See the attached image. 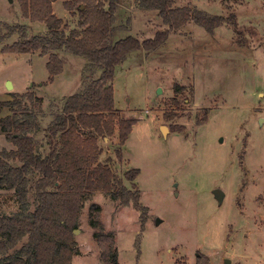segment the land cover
<instances>
[{
	"label": "rangeland",
	"instance_id": "rangeland-1",
	"mask_svg": "<svg viewBox=\"0 0 264 264\" xmlns=\"http://www.w3.org/2000/svg\"><path fill=\"white\" fill-rule=\"evenodd\" d=\"M174 6L216 15L232 11L242 36L227 26L209 35L188 24L153 53L132 52L115 68L117 115L136 123L120 160L116 134L99 146L128 188L123 175L139 171L134 184L147 211L142 221L131 204L95 193L73 231L72 264H102L98 233L113 234L118 264H196L200 256L209 264H264V0H174ZM53 13L67 28L74 22L61 1L53 4ZM0 23L25 25L29 36L46 32L43 24L22 17L16 0H0ZM160 29L154 12L117 0L105 44L151 38ZM58 56L63 70L48 83L46 57L0 54V102L28 90L42 100L35 136L40 146L42 129L60 112L63 99L97 76L82 57L63 51ZM175 84L183 87L178 93ZM8 114L0 108V117ZM11 148L0 132V150ZM13 200L0 193V210H17ZM93 205L99 207L95 228L89 224Z\"/></svg>",
	"mask_w": 264,
	"mask_h": 264
},
{
	"label": "trees",
	"instance_id": "trees-1",
	"mask_svg": "<svg viewBox=\"0 0 264 264\" xmlns=\"http://www.w3.org/2000/svg\"><path fill=\"white\" fill-rule=\"evenodd\" d=\"M22 17L40 23L45 34L29 36L25 25L0 23V54L46 57L47 82L63 70L59 52L82 57L97 76L83 89L63 99L60 112L42 129L44 144L36 141L42 114L41 98L33 91L11 93V100L0 102L9 114L0 117V132L11 149L0 150V193H10L17 210H0V264H72L75 254L73 231L85 201L103 193L122 206L132 207L145 218L146 208L139 203L134 180L139 171L123 175L129 188L116 173L113 160L102 158L99 146L117 135L115 157L120 160L135 119L117 115L113 99L115 68L135 51L150 54L188 24L211 35L227 26L238 38L236 15L209 14L187 6H174V0H133L136 6L155 13L162 29L151 38L126 37L112 45L105 42L113 32L117 0H16ZM62 2L73 18L67 28L53 13V4ZM223 4L238 0H220ZM19 37L8 44L12 37ZM183 87L175 84L178 93ZM174 103H177L173 100ZM204 117L207 111L204 110ZM43 147V148H42ZM42 148V149H41ZM96 205L89 211V224L98 222ZM102 264H118L112 233L94 235ZM196 264H209L200 256Z\"/></svg>",
	"mask_w": 264,
	"mask_h": 264
},
{
	"label": "water",
	"instance_id": "water-1",
	"mask_svg": "<svg viewBox=\"0 0 264 264\" xmlns=\"http://www.w3.org/2000/svg\"><path fill=\"white\" fill-rule=\"evenodd\" d=\"M9 2H11V0H9ZM10 89H11V84L9 82H7V90H10ZM163 130H165V129H163ZM216 193H217L218 197H221V193H219V192H216ZM74 234H76V230L74 231ZM224 264H230V261L226 260L224 262Z\"/></svg>",
	"mask_w": 264,
	"mask_h": 264
}]
</instances>
